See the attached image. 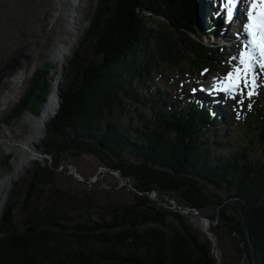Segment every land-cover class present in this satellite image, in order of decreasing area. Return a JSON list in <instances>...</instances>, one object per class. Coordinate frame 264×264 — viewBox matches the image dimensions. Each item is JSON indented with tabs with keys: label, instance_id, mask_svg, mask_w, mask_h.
Returning a JSON list of instances; mask_svg holds the SVG:
<instances>
[{
	"label": "trees",
	"instance_id": "obj_1",
	"mask_svg": "<svg viewBox=\"0 0 264 264\" xmlns=\"http://www.w3.org/2000/svg\"><path fill=\"white\" fill-rule=\"evenodd\" d=\"M196 3L99 1L87 36L96 40L92 59L71 61L43 141L52 163L34 172L25 193L30 207L49 198L23 230L14 207L6 208L0 264H217L209 238L145 195L153 191L216 224L217 248L220 231L242 264H264V94L234 102L233 111L222 101L227 113L218 122L209 105L160 88L167 85L160 68L175 67L185 54L190 68L215 66L213 51L197 39ZM205 19L211 21L210 13ZM52 68L39 72L22 110L47 102ZM64 155L95 156L143 195L132 193L133 205L105 209L98 218L71 219L67 203L57 204L75 198L56 185ZM168 218L178 226L170 228Z\"/></svg>",
	"mask_w": 264,
	"mask_h": 264
},
{
	"label": "rangeland",
	"instance_id": "obj_2",
	"mask_svg": "<svg viewBox=\"0 0 264 264\" xmlns=\"http://www.w3.org/2000/svg\"><path fill=\"white\" fill-rule=\"evenodd\" d=\"M111 2H115V0H111ZM199 3L200 0H197L196 3L197 22L199 20V12H198ZM48 4H49V0H0V59L4 63L6 61V53H2V52L6 47V42L7 41L9 42L8 45L14 42L16 46L19 47L18 44L21 45V43H19L20 40L19 38H16V40L13 41L12 39L14 37L20 35L23 36L27 32L26 29L30 27L32 23L35 26L39 24L42 27L43 26L42 21L44 19L42 13L44 11V6L45 5L48 6ZM97 4L99 5L98 0H81V3L79 4L80 8L78 10V15H76L77 21H79L80 24H82L83 26L86 23H88L94 13L95 6ZM24 10L26 13L23 12ZM19 12L23 13L24 18L22 17L20 21H17L19 19L18 17L22 16L19 15ZM202 15L203 13H201V16ZM240 19L241 16L238 15L237 21L239 22ZM24 20L26 21L24 22ZM10 21H12L13 23ZM56 25L61 27L63 23L61 21H57L54 24L53 28L55 29V33L50 34L45 38L44 47L42 48L40 46L38 54L42 53V51L50 47L54 48L56 45L55 36L56 35L58 36L59 33H62V35L69 34L64 27L55 28ZM207 26L208 25H205L206 28ZM216 27L218 28L217 25ZM51 28H52V24L49 25L48 31H50ZM81 30L83 31V28ZM89 30L85 35L84 39L82 40L80 46L76 49L75 53L72 55L70 59V63L73 59L77 57H79L80 64H86L88 60L92 59V54L94 51L93 46L96 43V40L93 38L87 39ZM201 30L203 29L201 28L200 31L196 33L197 39L200 42L202 41L203 44H209L214 46L215 50L219 51L220 55L222 53H226L227 55L226 59H223V63L218 64V67L216 69L210 67L209 65L201 64L202 67L201 70H199L195 66L193 68H190L189 65L190 56L185 54V57H183L182 61H180L175 67L172 68L169 67L164 69L160 68L161 71L158 69L161 73H163L164 83H167L166 86L163 85L162 87H160L162 90H164V88H167V91H173L177 94H179L181 91H184L185 89L188 90L190 89L191 91V86L197 85V83H200L201 79L205 77H209L211 79H219L220 80L219 82H221L223 76H226L225 73H228L229 70L232 71L239 66V53L237 54L231 50L224 51L223 46L228 47L227 44L224 45L225 41L221 40L219 42H215L213 38H205L204 36H202L204 33ZM213 30L215 32V27L213 28ZM71 37L72 39H74L76 35L72 33ZM69 43H71V41H69ZM69 54L71 55V52ZM50 60L52 61H49L48 63L43 65V68L46 67L47 65H50L53 67L51 72L57 70L58 65L53 64L54 63L53 58ZM207 67H210L211 70L209 71ZM1 68L2 66H0V70ZM43 68L40 70H35L34 77L29 79L30 80L29 85L26 87L24 93L22 94L20 101L11 109H9L7 112H5L0 118V131L1 133H6L5 135L4 134L0 135V140H2V142L4 139V143H9L10 145H12L9 141L15 139L19 141L20 145L21 144L25 145V143L27 144L25 138L29 130V126L25 123L24 118L28 114L32 116L33 115L39 116L40 114L43 113L45 104L42 107H40V109H36V110L33 108L32 103L29 106H26L25 110H22L21 104L23 103L24 100H26L29 93L32 91L33 86L35 84V79L39 74V72L43 70ZM27 69H28L27 70L28 73L29 68ZM257 71H260L259 68H257ZM55 75H57V72L54 75H51V80L55 79ZM157 77H161V76L159 75ZM27 78L30 77L27 76ZM193 82L196 83L194 84ZM257 82L259 84V88L257 89V91L261 94H264V75L259 76ZM52 91H54V81L52 82ZM242 91L246 93V89H243ZM191 92L192 93L190 94L193 95V93L196 94L198 90H192ZM236 96H237L236 97L237 100L241 101L244 95H236ZM227 98H229L230 100L234 99L229 95H227ZM263 103H264V99H263ZM16 113H19L18 117L12 119V116L15 115ZM51 118L52 117H50L49 120ZM224 131L228 132L229 129L225 128ZM0 145H2L1 142ZM11 153L12 152L7 149H3V152H0V182L2 179L12 174V172L14 171L13 161L15 155L14 154L12 155ZM30 154L33 156L32 153ZM35 157L36 158L33 161H30V163L27 166H24V170L28 168L27 171L23 176L17 179L11 193L9 194V196L7 195L8 197L6 196L4 211L2 216H0V222H1V219L5 213L6 208L14 207L16 223L21 230H23L26 227V223L28 221L30 220L33 221V219L36 217L34 209L42 206L44 203H46L47 199L49 198L47 194H45L44 196H40L36 201V203L34 204V206L32 207H30L29 204L25 202L26 189L28 188V186L32 181L34 172L39 171L41 168H44L51 164V163L49 164V160L47 159H40L38 156ZM63 162L65 163V165H63L62 167H58L57 168L58 171L56 170L58 175L56 179V185L61 191H63V193L67 194L68 196L73 194L75 195V198L70 199L69 197H67L68 199L58 201L57 204L62 202L67 203L64 210L71 211L69 213L71 219L78 222L80 216L84 220L90 219L91 217L98 218V214L104 213L105 209H109V208L112 209L113 207L122 206V205L130 206L134 204L135 199L132 195L133 191H130L131 189L128 190L125 186H123V182L121 181L122 179L120 175L116 174L118 172L108 171L107 169H103V168L101 169L100 161L95 156L82 155L81 157L74 158L73 156L70 155H64ZM70 165L76 167L77 171L74 172L75 174L72 173V167ZM78 173L83 177L90 178L92 180H95V177L97 175L98 178L94 183L90 185H86L85 183H81L75 179V177L79 175ZM76 178L79 179L78 177ZM124 179L127 181L128 185L132 187L131 180L126 178ZM48 188L50 187H46L45 189ZM149 198L152 201L157 202L158 205L161 206L163 209L182 215L193 229L200 232L201 237L202 236L204 237V235H206L205 234L206 229L204 227L205 224H203L205 222L202 221L198 216H195L193 212H187V213L180 212L179 211L180 206L178 205L177 202L174 201L175 199L171 198L170 196H167L166 197L167 201L165 199L164 202H162L158 197V193L157 196H155V194L153 193L150 194ZM55 200L56 198H53V201ZM167 223L170 228H174L178 226V222L174 218H168ZM215 225L216 224L211 226V228H215L216 227ZM218 240L220 242V246H218L217 251H214V246L212 250L214 259L218 262L217 264H242L228 236L218 231Z\"/></svg>",
	"mask_w": 264,
	"mask_h": 264
},
{
	"label": "bare ground",
	"instance_id": "obj_3",
	"mask_svg": "<svg viewBox=\"0 0 264 264\" xmlns=\"http://www.w3.org/2000/svg\"><path fill=\"white\" fill-rule=\"evenodd\" d=\"M202 1V0H201ZM81 3V0H49L48 6H44V11L42 13V16L44 17L42 21V27L38 24L35 26L36 32L41 35L43 32L47 33V36L50 34L55 33L54 24L57 21H61L63 25L61 27L57 26L55 28H65L66 31L69 34L62 35V33H59L58 36H55V47L48 48L46 50V54H49L47 58L52 59L56 65H59L60 62H63L65 57L70 55L71 52V46L75 43L78 37L82 34V28L84 27L82 24H80L79 21L76 19V15H78L79 10V4ZM239 16H242L245 13L244 6H240ZM11 10V9H10ZM14 11V10H12ZM11 11V12H12ZM25 12V10L23 11ZM21 13V12H20ZM26 13V12H25ZM24 18V17H23ZM12 19V18H11ZM15 21V20H14ZM17 21H20L19 19ZM26 20H24L25 22ZM12 22V21H10ZM3 23V22H2ZM13 23V22H12ZM21 23V22H20ZM52 24V28L50 31H48L49 25ZM14 25V24H13ZM30 25V24H29ZM9 26V25H8ZM17 26V25H16ZM13 27V26H12ZM60 30V29H58ZM75 34L76 37L72 39L71 34ZM213 35H215V32H212L211 38H213ZM65 36V37H64ZM18 37H14L12 40H16ZM65 38V40H64ZM216 35L214 36V39H216ZM44 40H42V43L38 45L37 47V56H35L31 62V64L23 69L21 72H19L7 85V89L2 92L0 95V118L2 115L7 112L9 109H11L13 106H15L21 99L22 94L24 93L26 87L29 85V79L34 77L35 70H36V64L38 62H42L43 60V54H38L40 46L44 47ZM71 41V43H69ZM20 43V42H19ZM16 45V44H15ZM222 46V45H221ZM219 46V47H221ZM41 51V50H40ZM45 51V50H44ZM43 52V51H42ZM52 61V60H51ZM4 62L0 59V66H2ZM27 68H29V71L27 73ZM1 72V70H0ZM29 76L30 78H27ZM58 85L54 84V91H52L50 99L45 103L43 113L39 116L33 117L32 115L28 114L24 119L25 123L29 126V130L26 135V142L25 145L19 143L17 140L9 141L12 145L9 143H4L2 140L0 142L2 145H0V152H3V149H7L11 151L12 155L14 154V171L12 174L8 175L6 178L2 179L0 182V212L2 204L4 205L6 202V192L8 185L12 181H17L19 177H21L22 172L24 170V166H27L30 161H33L36 157L31 155V151L34 150V145L40 143V136L41 133H43V125L44 123L49 120V118L52 116L55 108V100L58 96V91L56 90V87ZM53 111V112H52ZM9 129V128H8ZM40 130H42L40 132ZM6 134L1 133L0 135ZM2 138V137H1ZM15 138V137H14ZM17 144H15V142ZM27 147V148H26ZM30 148V150H29ZM30 152V153H29ZM122 181V180H121ZM5 194V195H4ZM205 224V223H203ZM206 229V224H205ZM204 231V230H203Z\"/></svg>",
	"mask_w": 264,
	"mask_h": 264
},
{
	"label": "water",
	"instance_id": "obj_4",
	"mask_svg": "<svg viewBox=\"0 0 264 264\" xmlns=\"http://www.w3.org/2000/svg\"><path fill=\"white\" fill-rule=\"evenodd\" d=\"M100 0H98L99 2ZM98 8V4L95 6V10L94 13L92 15V17L90 18L89 22L86 23L83 27V31L82 34L80 35V37L77 38V40L75 41V43L71 46V55H68L65 57L63 62H60V64L58 65V69L54 70L51 72V75H54L57 72V75H55V79H54V84L58 85L56 87V90L58 91V96L55 100V110L52 114V118H54L56 116V114L59 111V108L61 106V102H62V92H63V85L64 82L67 78V73H68V68L70 66V59L72 57V55L75 53L76 49L80 46L82 40L84 39L85 35L87 34L89 28L91 27L94 17H95V13L97 11ZM19 20L22 19V17L24 16L23 13L19 12ZM31 24V23H30ZM27 32L23 35V36H17L20 40L21 45L18 44L19 47H17L15 45L14 42L10 43L8 45V41L6 42V47L4 48V51L2 53H6V61L5 63L2 65L1 68V72H0V95L2 94V92L4 90L7 89V85L11 82V80L19 73L21 72L23 69H25L26 67H28L30 65V63L32 62L33 58L35 56H37V47L38 45H40L42 43V40H44L47 37V33L43 32V34L39 35L36 32L35 29V25H30V27H28ZM65 40V38H64ZM46 50L42 52L43 54V61L42 62H38L36 64V70H40L43 68V65H45L46 63H48L49 61H51L49 58H47V56L49 54H46ZM51 94L48 96V100L50 99ZM33 117H36L33 115ZM51 118V119H52ZM49 121L47 120L44 125H43V133H41L40 136V143L39 144H35L34 145V150H32V154L35 156H38L40 159H47L50 162L52 161V157L50 155H47L44 153L43 151V139L46 136L48 130H49ZM42 130H40L41 132ZM6 141V140H5ZM15 144H17L16 141H14ZM27 148V147H26ZM72 167V173L76 172V167L73 165H70ZM28 169V168H27ZM27 169L22 172L23 176L25 174V172L27 171ZM75 174V173H74ZM76 177H78L79 179H77ZM75 177L76 180H78L81 183H85L86 185H90L92 183H94L96 181V179L98 178V175L95 177V180H92L90 178H85L83 176H81L80 174L77 175ZM122 182H123V186H125L128 190L133 191V193H137L139 195H143V193L135 190L133 187H130L127 183V181L124 179V177L122 175H120ZM15 185V181L10 182V184L8 185V189H7V193L6 196L11 193L13 187ZM155 194V196H157V192H153ZM152 194V193H151ZM146 196L149 197L150 194H145ZM7 196V197H8ZM194 209L191 208H185V207H179V211L183 212V213H187V212H191ZM4 211V205H2L1 207V213L0 216H2ZM194 215L198 216L202 221L205 222L206 224V230L205 233L208 236V238L210 239V241L213 243L214 246V251H217V246L215 243V235L214 233L210 230L211 228V221L207 218H205L201 213H199L198 211H195Z\"/></svg>",
	"mask_w": 264,
	"mask_h": 264
},
{
	"label": "snow or ice",
	"instance_id": "obj_5",
	"mask_svg": "<svg viewBox=\"0 0 264 264\" xmlns=\"http://www.w3.org/2000/svg\"><path fill=\"white\" fill-rule=\"evenodd\" d=\"M229 5L236 0H228ZM249 23L245 25L249 41L239 53V66L230 71L220 82V90L235 98L236 95H257L258 77L264 75V0H251ZM259 68L260 71H257ZM214 88L216 85L213 86ZM242 103L243 101H238ZM250 106V104H249Z\"/></svg>",
	"mask_w": 264,
	"mask_h": 264
},
{
	"label": "built area",
	"instance_id": "obj_6",
	"mask_svg": "<svg viewBox=\"0 0 264 264\" xmlns=\"http://www.w3.org/2000/svg\"><path fill=\"white\" fill-rule=\"evenodd\" d=\"M62 167V166H61ZM60 171V170H59Z\"/></svg>",
	"mask_w": 264,
	"mask_h": 264
}]
</instances>
